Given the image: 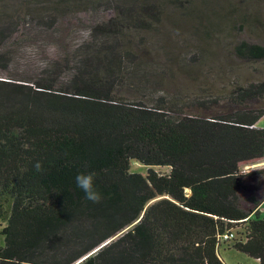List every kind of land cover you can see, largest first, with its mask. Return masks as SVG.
<instances>
[{
    "label": "trees",
    "instance_id": "16d2710c",
    "mask_svg": "<svg viewBox=\"0 0 264 264\" xmlns=\"http://www.w3.org/2000/svg\"><path fill=\"white\" fill-rule=\"evenodd\" d=\"M235 11L247 17L224 0H0V264H226L222 243L264 264V166L251 167L264 161V79L172 82L176 60L202 72V21ZM100 12L112 15L71 22ZM27 25L64 46L33 77L9 72ZM233 53L264 62L245 39ZM85 170L99 203L76 187Z\"/></svg>",
    "mask_w": 264,
    "mask_h": 264
},
{
    "label": "rangeland",
    "instance_id": "374dc122",
    "mask_svg": "<svg viewBox=\"0 0 264 264\" xmlns=\"http://www.w3.org/2000/svg\"><path fill=\"white\" fill-rule=\"evenodd\" d=\"M224 1L228 9L240 6L242 13H245L247 17L245 18L240 12L235 11L219 27L210 26V21L203 20L201 30L211 32V35L207 36L204 34L203 37L202 35L200 36V40L197 39L198 44L202 49L204 48L203 50H205L208 58L207 60L204 58L202 62V72L196 77L188 76L187 73L179 71L180 69L177 67L179 61L176 60L173 64L175 67L172 74V77L174 76L173 84H188V87H191L193 91L196 88L192 85L194 82L197 83L196 81L198 80V84H201L204 89H208L210 92L212 90H227L233 82L237 81L239 84H247L251 81L264 79V62L244 63L233 53L234 45L238 40L245 39L264 45V0H255L256 2H252L253 0ZM257 8L259 10L256 12ZM110 15H112V12H100L98 14L80 13L77 18H72L71 22L73 25L83 22L90 24L96 18L102 17V19H105ZM256 15L260 16L259 20H255ZM73 35L67 39L69 41V50L75 48L78 43L86 38L87 32L81 26V29H77ZM62 42V38H55L53 35L40 32L34 25L21 27L10 43L13 47L15 58L9 72L16 76L21 74L23 77H33V75L38 74V71L44 67L46 62L60 60L62 56L60 54L63 53L64 48L61 45ZM196 93L202 92L197 91ZM258 125L264 128V117L259 121ZM132 166L133 171L143 174L148 172V168L139 162H132ZM262 166H264V161ZM251 167L255 168V165ZM155 169L159 172L169 171V168L162 166H157ZM259 215L264 218V201L260 206ZM1 242L2 240L0 239ZM219 252L226 264H261L258 259L226 243L220 245Z\"/></svg>",
    "mask_w": 264,
    "mask_h": 264
},
{
    "label": "clouds",
    "instance_id": "9594fccd",
    "mask_svg": "<svg viewBox=\"0 0 264 264\" xmlns=\"http://www.w3.org/2000/svg\"><path fill=\"white\" fill-rule=\"evenodd\" d=\"M41 167V163L37 161L35 164L37 171L41 170ZM97 176L95 170H85L78 172L74 177L76 187L84 193L85 199L93 203H99L102 199V194L96 186Z\"/></svg>",
    "mask_w": 264,
    "mask_h": 264
},
{
    "label": "crops",
    "instance_id": "0c3cea01",
    "mask_svg": "<svg viewBox=\"0 0 264 264\" xmlns=\"http://www.w3.org/2000/svg\"><path fill=\"white\" fill-rule=\"evenodd\" d=\"M259 165L262 166V163H260V164H256L255 167H257V166H259Z\"/></svg>",
    "mask_w": 264,
    "mask_h": 264
},
{
    "label": "built area",
    "instance_id": "2783aa9c",
    "mask_svg": "<svg viewBox=\"0 0 264 264\" xmlns=\"http://www.w3.org/2000/svg\"><path fill=\"white\" fill-rule=\"evenodd\" d=\"M224 237H225V238H228L229 236L226 234V235H224Z\"/></svg>",
    "mask_w": 264,
    "mask_h": 264
}]
</instances>
